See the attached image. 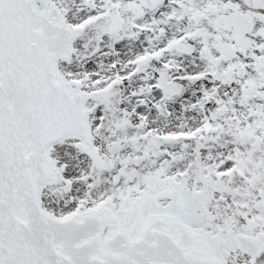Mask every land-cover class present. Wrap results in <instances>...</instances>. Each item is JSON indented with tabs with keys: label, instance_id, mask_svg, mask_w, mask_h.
<instances>
[{
	"label": "snow or ice",
	"instance_id": "obj_1",
	"mask_svg": "<svg viewBox=\"0 0 264 264\" xmlns=\"http://www.w3.org/2000/svg\"><path fill=\"white\" fill-rule=\"evenodd\" d=\"M0 264H264V0H0Z\"/></svg>",
	"mask_w": 264,
	"mask_h": 264
}]
</instances>
